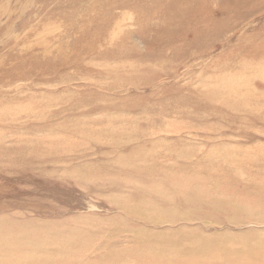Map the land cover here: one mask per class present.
<instances>
[{
    "label": "rangeland",
    "instance_id": "obj_1",
    "mask_svg": "<svg viewBox=\"0 0 264 264\" xmlns=\"http://www.w3.org/2000/svg\"><path fill=\"white\" fill-rule=\"evenodd\" d=\"M174 1L0 0V264H264V0Z\"/></svg>",
    "mask_w": 264,
    "mask_h": 264
},
{
    "label": "bare ground",
    "instance_id": "obj_2",
    "mask_svg": "<svg viewBox=\"0 0 264 264\" xmlns=\"http://www.w3.org/2000/svg\"><path fill=\"white\" fill-rule=\"evenodd\" d=\"M176 1V0H175ZM174 1V2H175ZM192 3V2H191ZM175 4V3H174ZM151 5V4H150ZM192 5V4H191ZM173 11V10H172ZM182 11H185V10H182ZM179 12V11H178ZM187 12V11H186ZM100 17V16H99ZM119 25V24H118ZM57 45V44H56ZM154 46V45H153ZM53 47V46H52ZM153 52V51H152ZM35 65V64H34ZM194 87V86H193ZM202 89V88H201ZM192 95V94H191ZM179 190V189H178Z\"/></svg>",
    "mask_w": 264,
    "mask_h": 264
}]
</instances>
